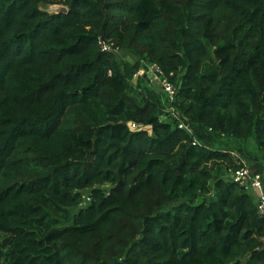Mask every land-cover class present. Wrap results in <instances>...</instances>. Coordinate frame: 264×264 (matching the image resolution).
Wrapping results in <instances>:
<instances>
[{
  "label": "trees",
  "instance_id": "16d2710c",
  "mask_svg": "<svg viewBox=\"0 0 264 264\" xmlns=\"http://www.w3.org/2000/svg\"><path fill=\"white\" fill-rule=\"evenodd\" d=\"M219 137L264 188V0H0V264H264Z\"/></svg>",
  "mask_w": 264,
  "mask_h": 264
},
{
  "label": "rangeland",
  "instance_id": "374dc122",
  "mask_svg": "<svg viewBox=\"0 0 264 264\" xmlns=\"http://www.w3.org/2000/svg\"><path fill=\"white\" fill-rule=\"evenodd\" d=\"M40 9L44 12H47L49 14H56L62 11V9H65L63 5H45L41 4ZM117 56L128 65H132L136 61V56L130 53H118ZM138 84H141L143 87H145L147 90H149L153 95L157 96L156 93L158 91V88H160V83L155 79L152 78L150 81L147 79H142L137 82H134L133 85L137 87ZM147 129V128H146ZM211 147L214 150H219L225 153L233 154L234 159H236V164H243L244 167L251 170V166L257 163L260 159V153L259 150L256 147V144L252 137L248 138L247 140H235L233 138L228 137H219L216 138L214 142H212ZM253 172V171H252ZM108 187V186H106ZM252 199H255L253 195H251ZM87 205V202H84L82 204V207H85ZM77 210H72L70 213V217L65 219V221H62L59 226H65L66 224H71V216H73ZM39 234L44 233L43 231H40L39 229H35ZM4 237L0 235V245L3 242ZM181 258L182 255H179Z\"/></svg>",
  "mask_w": 264,
  "mask_h": 264
},
{
  "label": "built area",
  "instance_id": "2783aa9c",
  "mask_svg": "<svg viewBox=\"0 0 264 264\" xmlns=\"http://www.w3.org/2000/svg\"><path fill=\"white\" fill-rule=\"evenodd\" d=\"M98 45L103 52H118V49L113 48L112 43H108L102 39H99ZM146 75L150 80L155 78L159 83L160 87L167 94L170 101L174 99L175 89L166 78H163L161 71L158 67L154 65H149L147 69L140 68L136 74L133 76V80H136L139 76ZM170 112L173 116L179 117L178 114L171 109ZM183 119L179 121L178 128L185 129L189 133H192L190 125ZM132 128H136L134 124L131 125ZM229 178L234 183H237L243 187L248 193L255 197L257 202V210L259 214H264V188L262 185L261 177L259 175H254L246 167L236 168L229 172Z\"/></svg>",
  "mask_w": 264,
  "mask_h": 264
},
{
  "label": "water",
  "instance_id": "95a60500",
  "mask_svg": "<svg viewBox=\"0 0 264 264\" xmlns=\"http://www.w3.org/2000/svg\"><path fill=\"white\" fill-rule=\"evenodd\" d=\"M61 12L65 13V12H66V9H62V11H61Z\"/></svg>",
  "mask_w": 264,
  "mask_h": 264
}]
</instances>
